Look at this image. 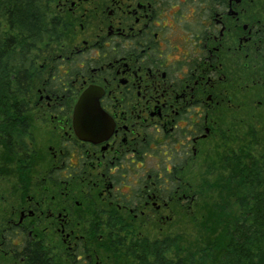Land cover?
I'll list each match as a JSON object with an SVG mask.
<instances>
[{
	"label": "flooded vegetation",
	"instance_id": "obj_1",
	"mask_svg": "<svg viewBox=\"0 0 264 264\" xmlns=\"http://www.w3.org/2000/svg\"><path fill=\"white\" fill-rule=\"evenodd\" d=\"M48 8L62 30L33 59V162L0 179V264H115V233L193 216V173L210 145L263 107L264 0ZM90 87L100 119L74 122ZM119 216L138 227L113 226Z\"/></svg>",
	"mask_w": 264,
	"mask_h": 264
},
{
	"label": "trees",
	"instance_id": "obj_2",
	"mask_svg": "<svg viewBox=\"0 0 264 264\" xmlns=\"http://www.w3.org/2000/svg\"><path fill=\"white\" fill-rule=\"evenodd\" d=\"M53 18L48 0H0V170L13 163L26 171L22 165L33 162L25 107L37 70L33 59L62 30ZM259 153L245 147L224 156L214 182L205 186L212 195L200 202L203 215L192 216L200 233L193 252L181 234L159 232L163 224L150 219L142 234H114L115 264H264V152ZM113 226L138 227L123 216Z\"/></svg>",
	"mask_w": 264,
	"mask_h": 264
},
{
	"label": "rangeland",
	"instance_id": "obj_3",
	"mask_svg": "<svg viewBox=\"0 0 264 264\" xmlns=\"http://www.w3.org/2000/svg\"><path fill=\"white\" fill-rule=\"evenodd\" d=\"M260 99L259 93L256 96ZM251 112V111H250ZM252 112L256 115L253 120H244L239 129L236 132L226 133L223 140L221 138L215 139V144L210 145L211 148L205 155V167L194 171L193 183L194 190L197 195L196 205H194L193 215L200 217L202 210L199 209L200 202H205V194L212 195V191L206 190L205 186H209L214 182V178L218 170H221L222 160L225 155H229L230 152H240L245 147L250 148L252 154H258L264 152V105L258 108H253ZM39 140L43 138V133H39ZM259 153V154H260ZM10 164H6L2 170H0V179L11 178ZM167 232L172 234H181V242L185 241L189 243L191 251L195 250V241L199 237L198 228L195 227L193 217L185 215H178L171 222L165 225ZM186 244V243H185Z\"/></svg>",
	"mask_w": 264,
	"mask_h": 264
},
{
	"label": "water",
	"instance_id": "obj_4",
	"mask_svg": "<svg viewBox=\"0 0 264 264\" xmlns=\"http://www.w3.org/2000/svg\"><path fill=\"white\" fill-rule=\"evenodd\" d=\"M99 90L95 87H90L83 91L78 98L73 116L74 122L98 121L100 119V110L97 102Z\"/></svg>",
	"mask_w": 264,
	"mask_h": 264
}]
</instances>
